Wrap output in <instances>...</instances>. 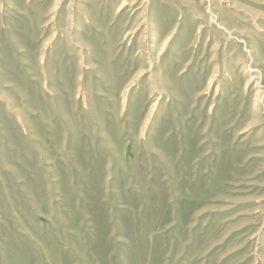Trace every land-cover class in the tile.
<instances>
[{
    "label": "rangeland",
    "instance_id": "374dc122",
    "mask_svg": "<svg viewBox=\"0 0 264 264\" xmlns=\"http://www.w3.org/2000/svg\"><path fill=\"white\" fill-rule=\"evenodd\" d=\"M0 264H264V0H0Z\"/></svg>",
    "mask_w": 264,
    "mask_h": 264
},
{
    "label": "bare ground",
    "instance_id": "6f19581e",
    "mask_svg": "<svg viewBox=\"0 0 264 264\" xmlns=\"http://www.w3.org/2000/svg\"><path fill=\"white\" fill-rule=\"evenodd\" d=\"M260 91H261V90H260ZM257 94H258V93H257ZM257 94H256V95H257ZM261 95H262V94H261ZM255 107H256V106H255ZM253 110H254V109H253ZM18 116H19V115H18Z\"/></svg>",
    "mask_w": 264,
    "mask_h": 264
}]
</instances>
